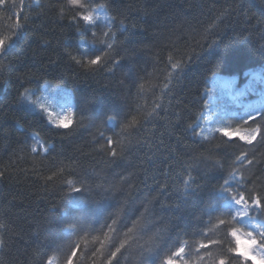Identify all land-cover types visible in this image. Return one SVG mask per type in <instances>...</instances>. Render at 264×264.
Returning <instances> with one entry per match:
<instances>
[{
	"label": "trees",
	"instance_id": "1",
	"mask_svg": "<svg viewBox=\"0 0 264 264\" xmlns=\"http://www.w3.org/2000/svg\"><path fill=\"white\" fill-rule=\"evenodd\" d=\"M13 2L0 6V39L18 32L0 56L6 69L0 75V171L6 170L0 178L5 241L0 264H167L180 246L188 264H216L222 252L236 246L237 234L252 227L234 224L233 236L231 227L219 224L224 217L218 212L232 203L219 186L233 170L234 154L255 150L264 158V144L259 134L248 145L216 129L256 127L252 121L251 128L243 127L239 117L251 110L248 102L264 97V0H95L94 6L113 5L95 13L101 25L104 16L117 15V29H128L117 31L116 58H124L112 73L85 72L66 55V50L78 58L85 50L99 54L102 45L85 44L55 13L38 16L36 0H24L23 15L29 18L17 20ZM17 22L22 28L14 27ZM178 62L179 67L171 66ZM33 73L36 78L28 82L17 79ZM221 78L236 79L233 94L244 95L235 102L216 84ZM25 87L33 90L36 103L17 99ZM157 102L167 111L149 117ZM40 104L54 119L69 105L75 114L70 127L57 129ZM201 111L207 123L198 122L211 142L210 160L219 163L208 171L201 164L193 184L185 187L178 182L180 176L188 179L182 169L201 153L209 156L199 137L184 132ZM175 113L183 120L178 127ZM32 132L55 151L33 155L24 147L32 143ZM101 133L116 141L118 152L124 149L122 158L101 152L107 149ZM67 180L90 186L91 194L71 192ZM157 180L169 192L161 195ZM231 255L238 264H259Z\"/></svg>",
	"mask_w": 264,
	"mask_h": 264
},
{
	"label": "snow or ice",
	"instance_id": "2",
	"mask_svg": "<svg viewBox=\"0 0 264 264\" xmlns=\"http://www.w3.org/2000/svg\"><path fill=\"white\" fill-rule=\"evenodd\" d=\"M8 0H0V6H7ZM95 0H49L47 4L40 3V0H36L35 7L40 9L36 14L47 16L49 13H55L58 20L63 21L67 20L68 25L74 28L76 31L81 33L82 41L87 44L91 41L93 45H102L103 48L99 52V54H90L87 50H85L82 54L73 55L72 52L66 50V55L69 60L74 62L80 69L85 72L95 73L98 71H107L109 73L114 72L115 66L120 62L124 57L121 56L120 59H117V56H120V51L115 47L117 40V31H121V34H124L128 31L127 27L122 30L117 29V15L113 16H104V20L107 21L105 24L101 25L99 23L100 17L95 15L100 8H107L109 11L112 10V3H108L107 5L98 4L94 6ZM24 6V0H19V3H15V0L12 4V7L17 9L15 13H13L14 17L19 20V18H23L25 21L28 20L29 17L23 15L22 7ZM118 15H123L122 12L117 10ZM123 23V21H120ZM22 24L17 22L14 27L16 29L22 28ZM11 31V29H9ZM18 32H12L11 35L5 36L3 39H0V56L5 51L6 45L8 42L17 35ZM43 39V37H41ZM169 41V44L172 47H175L171 38H166ZM44 44H50V41L44 40ZM167 47V45H166ZM208 47H212V45H208ZM173 57L170 55L169 60L171 61ZM191 59V57H189ZM173 68L179 67L178 63H173L171 65ZM6 71L3 66H0V75H3V72ZM32 78L35 77V73L29 77L27 74L23 76H18L17 79L28 82ZM46 84L50 82L45 81ZM31 88H24V91L19 93L17 99L31 100L33 103H36L35 100H32L30 97L32 96ZM215 90H210L209 93H214ZM232 95L233 100L237 99L240 96L244 95V92H238L233 94L232 91L227 92ZM261 95L264 96V92H261ZM39 107L45 112L48 113V109L40 104ZM204 107H207V104H204ZM251 110L246 111L243 115L239 117V120L242 121V125L245 128H251L249 121L256 124V127L250 131L241 133V128L237 127L233 130H229L227 128H219L216 131L222 133L224 137H228L231 139L233 136V132L241 133L239 135V140L244 141L248 145H252L253 141L257 139V134L260 136V143L264 144V105L259 108H255L254 106H248ZM167 110L163 108V104L157 102L154 107V112L149 113V117L156 115L159 116L162 113H165ZM255 113V115H254ZM74 113L69 111L66 115H61L58 118H53L51 113H48V118L50 122L55 125L57 129H68L72 124V120L74 117ZM178 117L176 121L175 127H178L180 123L183 122L180 117V113H175ZM206 113L201 111L200 115L196 118V122L186 124L184 128V132H190L192 136H196L200 138L201 147H205V151L209 153L208 157H205L203 153H201L197 157H193L192 162L186 165L182 169L184 175L188 177V179H184L183 176L178 178L179 184L184 185L185 187H189L193 184V181L196 179L194 176V171L197 168H201L200 165L203 164L204 167L201 168L204 171H208L211 169H215L218 165L217 162H212L210 157L212 155V149L206 147L211 142L207 135H205V128L201 126L198 121H207L205 120ZM85 117L81 116L80 126H83V121ZM114 117H109L108 120H112ZM133 122L136 123V118L133 117ZM124 127H128L125 125ZM140 128H143V125H140ZM199 128V131H197ZM6 135V134H5ZM32 143H25L24 147L29 148L30 152L33 155L39 156L41 150L44 155L47 156L55 151V145H49L47 141H42L39 133L32 132ZM101 139L105 140L107 145V149L101 148V152L105 155H110L112 159L122 158L124 154V149L118 152L117 148L114 146L116 141H114L111 137L105 138L103 133H101ZM99 141H97L98 143ZM199 142V141H198ZM161 143L163 141L161 140ZM219 147V146H217ZM21 150H24L23 148ZM170 150V149H169ZM130 151V149H129ZM232 171H230L228 178L225 179L224 183L219 186L220 190L225 192L232 202V207L225 211L218 212L220 216L224 217L219 220V224L223 226L225 230L230 227L233 229L231 235L235 236V228L234 224H240L241 222L250 223L253 227V231L247 232L248 241H250L252 247L247 248L244 251L240 250L239 240L236 242L235 247H229L226 251L222 252L220 258L216 262V264H238L237 258L232 256L231 253H238L239 256L244 258V261L248 260L256 261L259 257L260 264H264V255H259V253H264V158H257L256 151L253 150L251 153L242 151L239 154H234V159H232ZM6 171V170H5ZM5 171H0V178L5 177ZM237 173H240L238 176ZM244 173H252L251 176H246ZM259 173V175H256ZM49 180L52 177H48ZM67 184L69 185V189L71 192H81L88 191L91 194L90 186H82L75 187V184L72 180H67ZM259 182V186H258ZM176 183V181H174ZM157 187L160 189L161 195L169 192L168 185H160V182L156 181ZM251 185V187H249ZM179 191V188H177ZM145 212H149V209L145 207ZM212 215H209L211 217ZM112 217L110 216L109 219ZM116 220H112V224H116ZM105 227H108L109 230H113L112 225H108L105 222ZM0 227H4L3 224H0ZM80 229L87 230L88 227L80 226ZM5 241L0 238V245H3ZM123 247V244L120 245ZM203 247V246H202ZM120 251V248H116L115 252H111V257H115L116 253ZM95 254V253H94ZM211 255V253H208ZM73 255L75 253L73 252ZM183 255H187L185 253L184 246L178 247V249L171 253L167 260V264H188L187 261L183 259ZM199 252L196 253V256L199 257ZM109 264L111 261L109 260Z\"/></svg>",
	"mask_w": 264,
	"mask_h": 264
},
{
	"label": "rangeland",
	"instance_id": "3",
	"mask_svg": "<svg viewBox=\"0 0 264 264\" xmlns=\"http://www.w3.org/2000/svg\"><path fill=\"white\" fill-rule=\"evenodd\" d=\"M257 78H258V75H257ZM236 83H237L236 79H228V78L217 79V82H216V84L221 89V91L228 96H231V95L228 94L227 92L232 91V93H233L235 91L234 87H235ZM64 98L66 99L67 97H64ZM234 101L236 102V100H234ZM249 105L254 106L255 108L261 107L262 105H264V97H261L259 101L248 102L246 104L247 107ZM69 109H70V106L67 105V107L65 108V111H64V115H66L70 111ZM245 132L246 131H241V133H245ZM241 133L233 132V135L239 136ZM228 206L231 208L232 203H230ZM249 231H253V228L250 227ZM237 240H239L241 251H244L245 249L252 247L250 241H248L247 232L237 234ZM259 255H264V253H259ZM255 262H258L260 264L259 257L257 258V260Z\"/></svg>",
	"mask_w": 264,
	"mask_h": 264
}]
</instances>
